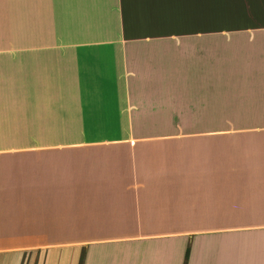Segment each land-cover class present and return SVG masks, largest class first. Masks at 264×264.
<instances>
[{
    "label": "crops",
    "instance_id": "crops-1",
    "mask_svg": "<svg viewBox=\"0 0 264 264\" xmlns=\"http://www.w3.org/2000/svg\"><path fill=\"white\" fill-rule=\"evenodd\" d=\"M2 143L0 264H264V0H0Z\"/></svg>",
    "mask_w": 264,
    "mask_h": 264
},
{
    "label": "rangeland",
    "instance_id": "rangeland-1",
    "mask_svg": "<svg viewBox=\"0 0 264 264\" xmlns=\"http://www.w3.org/2000/svg\"><path fill=\"white\" fill-rule=\"evenodd\" d=\"M233 45L235 46V45H237V42H233ZM244 45V47H249V48H251V46L248 44V43H244L243 44ZM26 144H14V145H12V143H2V144H0V146L2 147V148H9V147H13V146H15V147H18V146H25ZM11 149H14V148H11ZM17 149V148H16Z\"/></svg>",
    "mask_w": 264,
    "mask_h": 264
}]
</instances>
